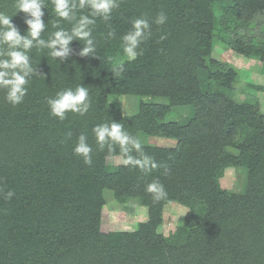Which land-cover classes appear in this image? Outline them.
<instances>
[{
	"label": "trees",
	"instance_id": "1",
	"mask_svg": "<svg viewBox=\"0 0 264 264\" xmlns=\"http://www.w3.org/2000/svg\"><path fill=\"white\" fill-rule=\"evenodd\" d=\"M15 3L0 0V12L14 15ZM45 4L47 41L75 21L57 17L51 0ZM89 11L78 8L77 20ZM161 12L167 21L157 25ZM24 17L12 18L21 35ZM136 18L149 21L151 36L129 62L121 38ZM91 28L98 58L78 55L83 41H73L64 62L33 48L32 67L44 76H32L15 107L0 90V264H264V111L229 95L238 90L239 71L213 57L218 40L264 64V0H119L109 21L96 18ZM117 60H124L122 72L114 71ZM79 85L89 90L88 112L53 117L47 99ZM250 87L264 94V83ZM123 95L150 101L124 115ZM181 107L189 108L188 123L166 120ZM112 121L137 139L142 133L176 145L141 143L155 169L109 164L93 128ZM81 134L93 149L90 166L73 152ZM112 156L122 157L118 146ZM227 168L241 174L239 191L222 186ZM153 180L164 185L166 199L147 192ZM106 188L119 204L146 207V220L131 231H102ZM9 191L14 196L6 199ZM169 203L187 211L165 234Z\"/></svg>",
	"mask_w": 264,
	"mask_h": 264
},
{
	"label": "clouds",
	"instance_id": "2",
	"mask_svg": "<svg viewBox=\"0 0 264 264\" xmlns=\"http://www.w3.org/2000/svg\"><path fill=\"white\" fill-rule=\"evenodd\" d=\"M53 11L61 20L75 21L70 31L60 29L45 41L41 38L46 29L44 16L45 0H16V12L24 13V24L27 27L25 35H21L19 28L12 22L14 15L10 16L0 12V90L6 92L5 99L13 107L20 105L28 94V85L33 75H41L37 68H33L29 52L33 49L47 48L53 58L66 61L74 53L73 41H83L84 45L78 52L83 57L98 58L95 56L96 44L92 35L91 26L96 18L109 21L114 9L119 7V0H51ZM89 9L88 15L76 18L77 9ZM167 17L161 12L155 19V24L163 25ZM151 26L147 19L136 18L132 21L131 30L122 36V50L127 61H135L142 55L141 44L151 36ZM115 35L108 33L109 38ZM166 39L162 36L161 40ZM118 68L114 71L122 72L124 60L116 61ZM47 105L53 117L64 121L68 113L84 116L91 107V97L87 87L79 85L75 89L67 88L47 99ZM96 143L101 151L107 148L111 157L117 146L125 165L133 167L152 168L158 165L150 157L143 154L141 141L124 130L119 122L99 124L93 128ZM92 146L88 144L87 137L81 134L73 149L75 155L82 157L86 165L92 164ZM135 151L141 158L131 153ZM147 192L153 194L157 201L166 199L168 193L159 180H153L147 185ZM14 193L9 191L5 198L11 199Z\"/></svg>",
	"mask_w": 264,
	"mask_h": 264
},
{
	"label": "rangeland",
	"instance_id": "3",
	"mask_svg": "<svg viewBox=\"0 0 264 264\" xmlns=\"http://www.w3.org/2000/svg\"><path fill=\"white\" fill-rule=\"evenodd\" d=\"M213 57L222 62H227L239 71V79L236 83L238 90L229 94L238 102H258L261 110L264 111V94L252 89L250 84L264 83V64L237 54L228 49L220 41L215 40L213 46ZM157 103H167V99L156 97L153 99ZM149 97L123 95L120 97V108L122 114L131 115L137 112L138 105L141 102H149ZM167 121H176L179 124H186L189 120V108H174L166 115ZM139 140L143 144L154 145L159 147H174L175 140L166 139L156 136L139 135ZM109 164L123 163L120 156L107 157ZM222 186L229 191H239L242 184V176L235 168H227L224 172V178L221 180ZM106 204L102 212L101 229L104 232L110 230H134L136 224L147 218L146 207L134 203L119 204L107 188L103 191ZM187 209L176 203H169L164 208L162 231L167 234L173 231L180 224Z\"/></svg>",
	"mask_w": 264,
	"mask_h": 264
}]
</instances>
